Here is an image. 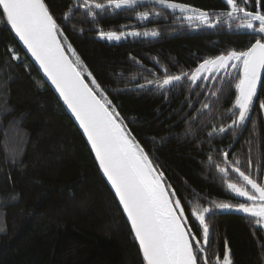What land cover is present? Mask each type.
<instances>
[{"label":"trees","instance_id":"obj_1","mask_svg":"<svg viewBox=\"0 0 264 264\" xmlns=\"http://www.w3.org/2000/svg\"><path fill=\"white\" fill-rule=\"evenodd\" d=\"M75 0H45L75 49L131 133L164 173L184 208L187 224L201 238L193 210L213 209L207 255L232 264H264V228L246 214L217 209L214 203L245 202L228 189L243 185L233 166L264 181V77L248 121L229 128L235 76L210 75L195 85L187 79L169 90L146 85L167 74L191 72L205 59L246 50L255 40L224 23L225 0H176L209 12L215 28L189 22L184 13L145 3L122 14L109 10L97 24ZM82 3V0H80ZM242 6L258 10L255 0ZM259 10L264 11V0ZM137 11H149L140 21ZM3 17H0V21ZM104 31L157 30L156 37L127 36L109 41ZM19 60L13 59V51ZM67 51V49H66ZM71 57V52H68ZM74 59V57H72ZM86 80L90 78L85 76ZM145 84L140 88L138 85ZM215 93V95H214ZM204 104L209 107L202 109ZM227 131L220 133L219 128ZM211 133V135H209ZM227 152V159L224 153ZM211 157V161L209 160ZM239 159L240 164L235 161ZM226 167L228 175L219 172ZM211 219H208V216ZM0 264H144L142 253L86 140L51 88L0 22Z\"/></svg>","mask_w":264,"mask_h":264},{"label":"snow or ice","instance_id":"obj_2","mask_svg":"<svg viewBox=\"0 0 264 264\" xmlns=\"http://www.w3.org/2000/svg\"><path fill=\"white\" fill-rule=\"evenodd\" d=\"M145 3L160 7L161 11L150 10L156 16H160L162 10L169 9L173 13L179 11L186 14L185 19L189 22L198 21L210 28L221 23L219 16L213 22L209 12L176 0H82V3L75 0L63 18L69 19L72 8H83L85 14L98 24L97 17L109 10L126 14L129 10L136 11L138 6ZM225 3L230 10L221 13L226 17L224 23L231 28L232 22L237 21V28L252 34L255 42L246 50H229L226 54L205 59L191 72L167 74L165 69L162 79L147 80L146 85L169 90L186 79L195 85L197 81L204 82L208 76L221 72L231 79V73L235 72L236 95L229 109L233 119L228 127L240 128L249 119L264 73V11L259 10L260 0H255L258 9L255 11L248 10L238 0H225ZM248 3L249 0H242L243 5ZM136 14L140 21H145L149 19L150 12L137 11ZM0 17H3L0 22L10 25L15 36L39 63L86 134L99 168L111 184L130 222L144 264H232L227 242L222 260L218 254L213 258L207 255L209 224L206 214L212 213L213 209L204 207L199 211L193 210L201 226V238L198 239L187 224L180 199L174 198L175 191H170L171 186L166 184L164 173L153 164L115 105L76 55L75 49L66 43L67 37L45 0H0ZM158 35L155 29L143 32L99 30V36L109 41H119L127 36ZM11 51L12 58L19 60L14 50ZM68 52H71V57ZM146 85L140 84L138 87L144 88ZM208 107V104H204L202 109ZM259 107L264 110V101L259 102ZM225 131L226 128H219L220 133ZM223 155L227 159L228 153ZM235 164L239 165L240 160L237 159ZM217 167L219 172L228 175L226 167ZM233 171L238 173L244 184L228 182L227 187L246 202H213L214 207L244 213L254 224L264 228V184L258 183L239 167L233 166ZM208 219H211L210 215Z\"/></svg>","mask_w":264,"mask_h":264},{"label":"water","instance_id":"obj_3","mask_svg":"<svg viewBox=\"0 0 264 264\" xmlns=\"http://www.w3.org/2000/svg\"><path fill=\"white\" fill-rule=\"evenodd\" d=\"M9 27H10V25H9ZM10 29H11V27H10ZM11 30H12V29H11ZM12 32H13V34H14V36H15V33H14L13 30H12ZM15 38H16V40L18 41V43H19V45L21 46V48H22V49L24 50V52L26 53V55L29 57V59L31 60V62L35 65V67H36L37 70L39 71L40 75L44 78L45 82H46V83L48 84V86L51 88V90L53 91L54 95L57 97V99H58L59 102L61 103V105H62V106L64 107V109L67 111V113L69 114V116L71 117V119L73 120V122L75 123V125L77 126V128L80 130L81 134L83 135L84 139L86 140L88 146H89L90 149H91V145H90V143H89L88 140H87V136H86V134L83 132V129L80 128V126H79V122L76 120L74 114H73V113L71 112V110L67 107V105L64 104L63 99L60 97L59 92L56 90L55 86L51 83V81H50V80L47 78V76L44 74L43 69L40 68L39 63L35 60V58L31 56V53L28 51V49H27L26 46L23 44V42L20 41L18 37L15 36ZM221 74H222V72H221L219 75H217L216 78H218ZM263 77H264V73H262V75H261V82H262ZM261 82H260V84H261ZM260 84H259V85H260ZM91 151H92V154H93V156H94V158H95V153H94V151H93L92 149H91ZM95 160H96V159H95ZM96 162H97V161H96ZM97 164H98V162H97ZM98 167H99V165H98ZM99 170H100V172H101L103 178L105 179L106 183L108 184L110 190L113 192V194H114V196H115V193H114V190H113L112 187H111V184L108 182L107 178L104 176L102 170H101L100 168H99ZM249 188H250V186H249ZM116 199H117V201H118V198H116ZM243 201H245V200L243 199ZM118 203H119V202H118ZM120 207H121V209H122V206H120ZM122 211H123V209H122ZM229 212H230V213H236V214H238V215H245L244 213H241V212H238V211H235V210H232V211H229ZM124 215H125V217H126V219H127V216H126L125 213H124ZM127 221H128V220H127ZM128 224H129V226H130V222H129V221H128ZM130 228H131V226H130ZM133 235H134V233H133ZM136 242H137L138 247H139V243H138L137 240H136ZM139 249H140V248H139ZM140 251H141V250H140ZM141 253H142V252H141Z\"/></svg>","mask_w":264,"mask_h":264},{"label":"flooded vegetation","instance_id":"obj_4","mask_svg":"<svg viewBox=\"0 0 264 264\" xmlns=\"http://www.w3.org/2000/svg\"><path fill=\"white\" fill-rule=\"evenodd\" d=\"M262 184H264V181L262 182ZM241 199L243 200L244 198L241 197ZM246 202V201H245Z\"/></svg>","mask_w":264,"mask_h":264}]
</instances>
